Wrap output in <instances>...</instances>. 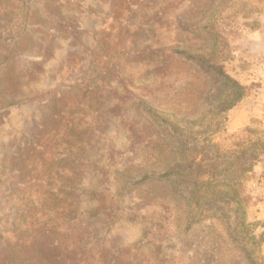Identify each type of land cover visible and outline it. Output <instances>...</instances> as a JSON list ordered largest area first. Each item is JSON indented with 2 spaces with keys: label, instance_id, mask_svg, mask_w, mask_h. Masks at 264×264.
<instances>
[{
  "label": "rangeland",
  "instance_id": "obj_1",
  "mask_svg": "<svg viewBox=\"0 0 264 264\" xmlns=\"http://www.w3.org/2000/svg\"><path fill=\"white\" fill-rule=\"evenodd\" d=\"M107 1V5L101 6L100 13L108 12L109 19L95 23L93 30L92 18L84 12L92 0H0V167L2 161L14 159V169L23 167L21 160L13 154L23 151V147H19L20 141L28 137L32 118L39 119L38 104L46 98L43 93L54 89L59 82L74 81L84 75L85 69L80 70L77 62L67 63L63 70L60 69L68 53L98 47L101 54L113 58V62L119 61L117 64L128 61L124 72L134 79L136 95L140 97L143 66L141 63L130 64L131 58L124 56V51L130 45L134 27L144 25L146 16L139 12L127 27L120 21L119 10L111 11L109 3H124L121 11L125 3H131L135 8L140 0ZM154 1L153 4L161 5L164 0ZM170 1L154 23L155 35L147 28L143 30L144 37L155 36L152 42L156 47L161 45L176 53L185 50L183 45H187L189 39V46L200 47L203 39L197 34H205L209 42L202 49L207 51L214 43L209 37H218L214 55L220 68L245 90L240 103L225 113L223 126L213 135V141L228 149L235 142L250 138L248 129L263 131L264 0ZM56 12L63 27L71 28L82 21L94 33L83 41L74 40L69 32H52L49 27L57 21ZM112 16L116 18L113 23ZM104 58L106 56L101 60ZM187 65L188 70L177 63L175 79L172 77L167 83L154 85L155 93L149 101L150 106L168 115L175 114L180 121L203 116L217 105L219 99L213 101L205 97L208 91L211 92L209 95H216L219 85L210 76L205 78L195 63ZM188 74L195 75L197 87L187 78ZM194 91L200 93V102L192 101L193 97L197 99ZM124 104L128 117L136 119L139 128L142 126L145 133L161 138L157 126L143 117L135 98L127 99ZM104 134L105 139L112 141L113 156L109 159L108 153L104 154L98 166L104 174L86 176L81 186L102 194L101 207L97 210L98 230L94 238L90 236L95 242L102 243L105 248L122 250L128 264H252L250 254L257 264H264V157L247 174L241 187L245 219L251 224L249 235L258 239L262 234V241L250 240L242 248L238 240L245 237V232L236 228L235 213L226 216V210L222 211L217 202L215 206L201 207L200 211L191 209V212L184 197L173 194L170 183L148 178L149 174L156 173L153 171L160 170L162 163L171 160L174 153L158 159L161 155L146 148L134 154L126 136L114 123L106 126ZM51 170L49 165H38L29 174L26 168V177H31L29 185L10 188L14 193L10 199L8 188L15 182L12 171H6L0 179V223L8 217L9 208L16 210L17 203H26L29 208L27 197L31 194L38 197L45 192ZM15 176L20 181L24 179L22 175ZM87 207L83 202L82 210ZM102 215L109 216V222L104 224ZM11 244H14L13 240Z\"/></svg>",
  "mask_w": 264,
  "mask_h": 264
},
{
  "label": "trees",
  "instance_id": "obj_2",
  "mask_svg": "<svg viewBox=\"0 0 264 264\" xmlns=\"http://www.w3.org/2000/svg\"><path fill=\"white\" fill-rule=\"evenodd\" d=\"M153 1L140 0L138 5H134L135 8L127 2L121 11L124 3H109L108 6L111 11L119 10L120 21L127 27L139 12L146 16L144 25L141 23L134 27L130 45L124 51V56L131 58L130 64L141 63L143 66L140 99L136 95L134 79L124 72L128 61L117 64L119 61L113 62V58L101 54L96 49L98 47L68 53L60 69L67 63L77 62V66L82 68L80 70L85 69L84 75L74 81L59 82L54 89L43 93L46 98L38 104L39 119L35 121L32 118L28 137L20 141L19 147H23V151L13 154L17 160H21L23 167L14 169L15 159L1 162L0 179L6 171H12L14 177L15 183L8 188L9 199L14 197L10 188L29 185L31 177H26V168L29 174L38 165H49L52 170L47 177L50 182L46 183L45 192L38 197L33 194L27 197L31 205L29 208L26 203H17L16 210L9 208L8 217L1 220L0 264H128L122 250L110 246L105 248L102 243L94 241L102 194L95 189L81 188L86 176L104 174L102 169H98L103 155L108 153L109 159L113 156L112 141L105 139L104 134L110 123L116 124L126 136L134 154L146 148L161 155L158 159L174 153L171 160L162 163L160 170L153 171L156 173L149 174L151 176L148 175V178L170 183L173 194L184 197L190 211H200L204 207L215 206L217 202L222 211L226 210V216L229 213L237 215L236 228L245 232L242 239L236 237L242 248L250 240L255 243L262 241V234L258 235V239L249 235L248 227L251 224L245 219L241 187L247 174L264 157V130L248 129L251 137L235 142L228 149L213 141V135L223 126L225 113L240 103L245 90L220 68L214 55L219 44L218 37H209L214 43L207 51L202 49L209 42L205 34H197L203 39L200 47L189 46V39L187 45L182 43L185 50L177 53L161 45L156 47L152 42L155 36L144 37L143 30L147 28L151 30V35H155L154 23L164 12V6L171 2L164 0L158 5ZM107 4V0H92L90 5L85 6L84 12L92 18L93 30L95 23L101 24L109 19L108 12L100 13L101 6ZM56 16L55 25L49 27L52 32H69L68 35L74 40L83 41L92 35L93 31L82 21L77 26L67 28L62 26L63 21L57 12ZM111 19L113 23L116 18L112 16ZM63 28L65 31H62ZM52 43L53 40L49 42L50 45ZM102 55L106 56L104 60H101ZM177 63L187 70L188 63L189 66L195 63L204 72L205 78L210 76L220 87L216 95H209L211 92L208 91L205 97L212 100L219 98L218 103L201 117L180 121L175 114L168 115L149 105L155 93L154 85L167 83L172 77L175 79L174 66ZM193 76L188 74L187 78L197 87ZM113 82L110 88L109 84ZM193 93L197 99L193 97L192 101L200 102V93ZM132 97L137 101L143 117L157 126L161 138L145 133L144 127H138L136 119L128 117L124 101ZM218 114L222 116L218 117ZM17 174L24 179L20 181L15 176ZM83 202L88 205L85 210H82ZM110 219L105 215L102 222L105 224ZM249 256L252 264H257L252 254Z\"/></svg>",
  "mask_w": 264,
  "mask_h": 264
},
{
  "label": "crops",
  "instance_id": "obj_3",
  "mask_svg": "<svg viewBox=\"0 0 264 264\" xmlns=\"http://www.w3.org/2000/svg\"><path fill=\"white\" fill-rule=\"evenodd\" d=\"M241 127H243V125Z\"/></svg>",
  "mask_w": 264,
  "mask_h": 264
}]
</instances>
